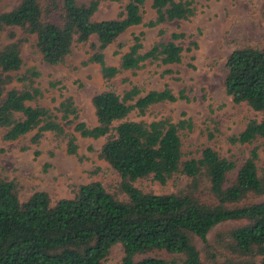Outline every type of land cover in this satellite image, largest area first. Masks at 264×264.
Masks as SVG:
<instances>
[{"label":"trees","instance_id":"trees-1","mask_svg":"<svg viewBox=\"0 0 264 264\" xmlns=\"http://www.w3.org/2000/svg\"><path fill=\"white\" fill-rule=\"evenodd\" d=\"M146 1L127 0L117 19L101 21L93 20L101 0H20L0 12V42L7 28L19 27L24 35L17 39L11 30V41L0 46L4 140L15 141L37 130L32 142L38 144L51 132L67 139L69 154L78 155L77 135L65 128L75 124L81 137L105 138L99 157L120 176L118 193L95 181L77 186L71 198L53 200L47 192L36 191L22 201L18 183L0 174V264H104L116 244L124 249L120 264H264V163L259 166L260 147L254 146L264 139V47H240L226 61L227 94L257 115L229 137L233 145L252 146L248 157L238 167L236 156H223L207 145L200 157L184 159L180 132L190 127L188 120L175 123L163 116L137 121L130 116H145L158 103L188 100L185 91L175 93L167 86L144 93L133 85L120 94L112 80L123 71L141 69L147 61L181 63L184 48L178 41L186 34L174 32L145 51L142 32L134 36L119 67L105 59V50L129 28L190 20L197 13L193 0H153L155 19L144 23ZM165 34L159 31L162 38ZM31 36L43 61L51 65L64 63L75 45L89 44L87 63L100 65L108 86L92 98L96 126L79 120L72 96L63 98L56 113L38 104L44 96L37 83L41 73L35 67L22 72L21 45ZM13 83L20 87L8 88ZM214 137L210 132L209 139ZM183 176L186 187L173 193L156 194L135 185L144 178L165 185ZM157 251L173 258L150 255Z\"/></svg>","mask_w":264,"mask_h":264},{"label":"rangeland","instance_id":"rangeland-1","mask_svg":"<svg viewBox=\"0 0 264 264\" xmlns=\"http://www.w3.org/2000/svg\"><path fill=\"white\" fill-rule=\"evenodd\" d=\"M19 1L4 0L0 4V12L13 9ZM91 1L81 0V3L89 4ZM193 1L197 13L190 20L166 22L158 27H147L144 24L133 26L105 51L106 63L119 67L121 57L133 44L135 35L144 33L146 51L157 41L169 39L174 32L185 33L186 38L178 41L184 48L181 63L163 65L158 61H147L135 72L123 71L118 74L112 80V86L120 94L133 85L142 87L144 93L162 90L167 86L175 93L184 90L188 100L158 103L151 106L147 115L133 113L130 119L151 121L169 116L175 123L188 120L190 127L187 125L180 132L184 159L200 157L202 149L211 145L223 156H236L240 160V167L252 146L233 145L229 137L238 135L244 130L248 118L257 115L247 105L235 104L227 94L224 85L226 61L240 47H264V0ZM126 2L101 0L93 20L117 19ZM151 3L152 0H148L143 9L144 23L155 19ZM160 29L166 32L164 38L159 36ZM11 30L15 31L17 39L24 38L21 28H7L1 36L0 46L11 41ZM91 41L97 43V37L92 36ZM193 42L197 46H193ZM21 50L24 61L22 72L35 67L41 73L37 83L44 91V96L38 104L56 113L55 108L63 98L72 96L80 109L79 120L88 126H96L92 98L108 86L102 77L100 65L87 63L92 53L89 44L75 45L72 54L58 65L43 61L35 36L24 41ZM168 70L171 73H167ZM52 82L59 83L53 87ZM14 86L20 87V84L13 83L8 88ZM30 104L36 105L35 102ZM65 128L67 133L77 135L78 155L69 154L67 139H59L51 132H45L41 141L35 144L32 138L37 130L15 141H7L3 138L4 130L0 128V174L18 183L22 201L36 191L47 192L53 200L71 198L77 186L95 181L101 182L108 191L118 193L119 174L99 157L105 138L81 137L74 130L75 124H65ZM210 132L215 133L212 140L209 139ZM254 146L260 147L261 166L264 163V139L255 142ZM187 183L188 179L183 176L170 179L165 185L153 178L140 179L135 185L144 191L162 194L177 192L186 187ZM150 255L173 258V255L165 251ZM123 256V246L116 244L104 264H120Z\"/></svg>","mask_w":264,"mask_h":264},{"label":"crops","instance_id":"crops-1","mask_svg":"<svg viewBox=\"0 0 264 264\" xmlns=\"http://www.w3.org/2000/svg\"><path fill=\"white\" fill-rule=\"evenodd\" d=\"M147 1H148V0H147ZM147 1H146V3H147ZM152 2H153V0H152ZM151 6H152V3H151ZM155 14H156V13H155ZM165 23H166V22H165ZM161 25H162V24H161ZM137 26H138V25H137ZM159 26H160V25H159ZM157 27H158V26H157ZM160 30H161V29H160ZM160 30H159V31H160ZM106 50H107V49H106ZM106 50H105V51H106Z\"/></svg>","mask_w":264,"mask_h":264}]
</instances>
